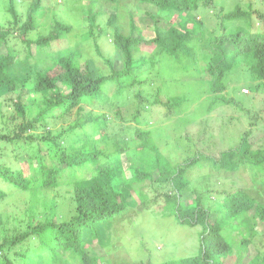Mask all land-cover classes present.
<instances>
[{
  "label": "trees",
  "instance_id": "trees-1",
  "mask_svg": "<svg viewBox=\"0 0 264 264\" xmlns=\"http://www.w3.org/2000/svg\"><path fill=\"white\" fill-rule=\"evenodd\" d=\"M0 1L10 13L8 20H0V264H104L106 256L93 253L87 244L109 243L104 241L106 228L111 243L118 242L113 223L120 220L126 221L131 238L152 242L157 234L146 219L153 214L199 226L197 250L132 264H264V230H255L256 225L264 227V201L239 181L245 171L252 186L264 187V137L252 140L255 128L264 131V13L256 9V1L229 0L232 6L226 8L224 0H139L156 8L152 19L171 21L167 27L153 25L150 36L140 35L132 14L129 32L122 31L117 13L121 0ZM16 2L25 4L23 15H18ZM73 7L80 12L83 32L76 34L73 49L45 65L38 53L68 38L72 25L58 15ZM254 13L262 22L259 30ZM205 20H213L217 28L207 30ZM194 31L204 41L197 57L191 45ZM105 39L122 56L120 69L113 67L112 57L102 55L100 41ZM140 42H149L158 56L168 58L174 72L192 73L169 80L162 79L160 70L154 75L152 67L163 62L156 53L136 55ZM91 44L107 71L98 66L96 73L87 63ZM39 61L41 67L33 68ZM23 64L31 67L19 78L16 67ZM245 74L255 85L241 90L248 100L236 113L239 102L227 90L232 78ZM134 85L138 91L130 97ZM201 88L208 96L206 112L219 105L215 110L226 117L223 109L233 105L231 134H236L217 157L206 152L216 135L226 141L224 131L215 132L216 126L209 124L218 121L217 115L202 121L200 140L185 125L194 121L188 115L174 122L183 126L181 134H174L173 124L158 125L191 108ZM149 115L157 124L153 131L137 125L109 127L117 119L146 123ZM170 133L173 142L164 144L172 148L163 154L157 139L169 140ZM204 161L213 170L202 176L208 182L205 195L188 177ZM88 163L94 165V175L77 176V169ZM62 184L68 189L59 195L54 191ZM217 213L225 218L212 219ZM239 226L247 229L234 234ZM249 245L255 253L247 259Z\"/></svg>",
  "mask_w": 264,
  "mask_h": 264
},
{
  "label": "rangeland",
  "instance_id": "rangeland-1",
  "mask_svg": "<svg viewBox=\"0 0 264 264\" xmlns=\"http://www.w3.org/2000/svg\"><path fill=\"white\" fill-rule=\"evenodd\" d=\"M60 1L61 0H57L58 3H60ZM233 1H236V0H233ZM239 1H244V0H239ZM254 1H256V5H255L256 9L264 13V4L258 3V0H254ZM220 2L221 3L225 2V4L224 3L223 4L226 8L229 7L230 5L232 6L229 0H224ZM22 4L25 5L24 3L19 4L18 2H16V8L18 9L16 11L18 15H21V14L23 15L24 13L23 10L25 7L22 6ZM76 9L77 7H73L71 12H65V13H61L58 15V18L60 20H64L66 21L67 24H71L73 30H71V32L68 34L67 39L62 40L60 43H53V45H51L50 48L43 49L40 51V54L38 53V57L43 60L42 62L45 63V65L53 64L58 54L65 53L67 49H73L71 44H73L75 40H77L76 34H80L83 32L84 22L82 18H80L81 17L80 12ZM117 13L119 14L118 24L120 25L124 33L129 32L128 21H129V15L132 14L135 17V20H136V23L139 29L141 30L140 31L141 36H150L153 32V29H152L153 25L167 27L170 25V22H171V21H168L162 18H158L155 20L152 19L150 17V13H156V8L149 4L142 3L139 0H121L117 8ZM198 16L199 14H197V17ZM8 17H10V13L7 12L6 3H2L0 1V20L5 22L6 20L9 19ZM253 19L255 23L254 27L257 30H259L261 28L260 26L262 22H260L256 13H254ZM102 20H103L102 24H104L106 22V19L103 18ZM205 23H206L207 30L209 31L214 27L217 28V25L214 24L213 20H210V21L205 20ZM46 25H48V23H44V27ZM188 26L193 27V24H188ZM192 34L194 35L195 41L192 42L191 45L194 47V51H193L195 52L194 57H197L199 53L198 48L200 45L204 43V41H203V37H200L196 31L192 32ZM133 35L137 36V32H134ZM100 44L102 46V55L112 57L113 67L115 69H120L122 67V56L120 53H118V51H116L115 49H112L111 41L109 39L101 40ZM135 48L139 49L136 55L152 56L153 54L156 53L155 48H153V46H150L149 42H140V44L136 45ZM87 52L89 54V59L87 60V63L89 64L90 68L94 69V72L98 73V70H97L98 66L103 67L104 70L107 71L108 69L107 65L102 60V57L96 53L93 44H91L87 48ZM155 55L157 58H159L163 62V66L161 64L160 65L156 64L154 67H152L153 74L154 75L156 74L155 71L156 72L158 70L162 71L163 80L165 78H167V80H169L168 78H176V79L185 78L184 76H188L190 73H192L190 71V73L188 74V72H185L183 70L179 71L178 73L174 72L173 63L170 62L168 58L160 57L158 56L159 54L157 53ZM195 62L197 61L195 60ZM41 65H42L41 62L37 63L36 66L33 68H39L41 67ZM197 65L199 64L195 63V66H196L195 68H199ZM159 66H161L160 69L158 68ZM30 67L31 66H27L25 64H23L22 66H17L16 76L19 78L24 77L25 75H27L28 73L27 70L30 69ZM135 78L137 79V77ZM254 85H255L254 80L251 77H247L246 74L243 76L236 75L234 78H232V81H230V87L227 90L229 92L228 95L231 96L232 99L234 98L236 102H239L237 104L236 113H241L240 105L246 99V98L244 99V96L241 90L244 88L242 91L245 93L247 92L246 91L247 88L251 89V86H254ZM171 86H174V84H171ZM129 91H130L129 96L132 97L131 95L135 93L136 91H138V86L134 85ZM202 91H204L202 88L199 89V93L201 94V97L198 99L194 98L191 108L186 109L185 111H182L180 114H178V116H174L169 120H163L161 123H158V125L171 126V124H173L172 126L175 129L174 134L178 135L182 133L183 126L178 125V123L174 124V122L177 121V117L187 118V115H188L191 117V119L193 118L194 121L186 122L185 125H187V129L190 131L189 133L193 136V138L200 140V138L202 137L201 135L197 134V131H200V128L202 126V121L206 119L207 117L215 118V115H217L218 121L216 120V123H215V120L211 119L209 120V124L211 126L212 125L216 126L215 132H217V128L219 130H223L225 133L226 141L219 139L218 135H216V137L211 139L214 142L213 144L215 146L212 145L213 148H211V150L209 151L206 150V152L209 153L210 155L217 157L218 152H219L218 150L220 149V147L222 148L227 147L230 144L232 138L236 134V133H233V135L231 134V128L235 124L234 122L231 123L233 121L231 119V116H233L232 115L233 105H230L229 107L227 108L225 107L223 109V113H226L227 115L226 117L224 115L221 116V114H219L215 110L219 105H216L214 109L210 113H208L206 112V107H207L206 98H208V96L206 92H202ZM249 96L254 97V95L251 93L249 94ZM34 98L38 100L40 96L35 95ZM192 111L194 112L191 113ZM263 113H264V105H263L262 114ZM109 117L113 118L111 114L109 115ZM149 117H150L149 118L150 120L147 121L146 123H135L134 121H128V120L119 121L118 119L117 120L111 119L112 122L114 123L110 124L109 127L110 129L115 128V129L120 130L124 126L129 127L131 125H137L140 128L151 129L153 131L154 130L153 127L157 126V124L155 123L156 121H153V118L151 117V115H149ZM244 122L245 123H243V126L246 127L248 123L246 121ZM177 125L178 127H176ZM88 127H87L88 132L92 133L94 129L88 128ZM169 136H170L169 140H165L164 139L165 137L163 138L162 136L159 139H157L159 141L161 153L163 154L167 153L168 149L170 150L172 148L170 144H164L166 141H168L169 143L173 142V138H172L173 133H170ZM263 137H264V131L261 129L255 128L254 137H253L254 139L252 138V140L257 141L258 138H263ZM95 138L99 139L100 135L95 133ZM260 142L261 141H259V143ZM125 163L126 162L124 161V164ZM202 163L203 164L201 167L196 166L191 172H189L188 177L192 182H195L197 187L200 189L198 191H200L202 194L205 195L204 189L208 187V182L206 181V178H203L202 176H205L209 172H213V170L210 169L209 165L207 164L208 163L207 161H204ZM93 166L94 165H92V163H88L86 167L78 168L76 171L77 176L79 177L80 176H86V177L93 176L94 175ZM126 171H127L126 175H129V174L131 175L129 169H127ZM247 175H248L247 172L240 171V180H239L240 185L246 190H248L249 193H251V195L255 196L256 199L260 200L261 202L264 201V187L261 185H256V187L252 186L250 181L246 177ZM198 176L200 177L198 178ZM224 180H227V179H224ZM67 189H68L67 185L62 184L57 188V191H54V192H56L59 195H62L66 192ZM50 194L54 195L53 192H51ZM189 198H191V195L188 197V199ZM216 207L220 208L218 204H216ZM253 212H254V209L252 208L247 214H251ZM150 217L151 218H147L146 220L150 223V226L153 228L152 231H154V233L157 234V239H154L152 242L144 240V242L140 244L138 241L140 237L131 238L130 237L131 230L128 232L126 230L128 227L127 223H124L126 221L120 220L117 224L113 223L114 225H116L117 229L119 230L118 242L111 243V240L109 238L110 231L108 228H106L107 232L105 234L106 237L104 238V241H107L109 243L101 242L99 240L98 241L92 240L91 242L87 244V247L90 251H92L95 254L105 255L109 261L104 264H119V263L132 264V263H135V261L136 262L143 261L145 263L150 261V263L151 262L156 263L161 260H164L166 256L172 257V258H179L182 256H188V255L194 254L196 252L197 247H198V237L199 236H197V232L200 229L199 226L188 227L185 225H180L177 222H175L173 218H164L162 216H158V214H153ZM214 218L223 219L225 218V216L222 213L212 214V219ZM238 221L239 219L234 220V224H237ZM105 226L109 227V225H105ZM244 229H247L246 226H239V230L237 229L236 231H234V234L238 233V231H243ZM255 230L261 233L263 232L264 227L256 225ZM261 239L263 240L264 237ZM142 248H149L151 251L148 252L146 249L142 250ZM243 253L244 251L241 253V256L243 255ZM254 253H255V247L252 245H249L247 247L246 253H244V256L245 258L249 259L250 257H252V255H254Z\"/></svg>",
  "mask_w": 264,
  "mask_h": 264
}]
</instances>
